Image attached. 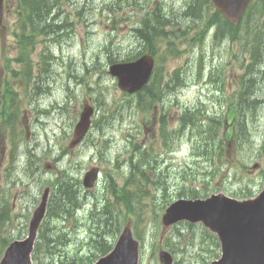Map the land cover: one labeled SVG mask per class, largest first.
Masks as SVG:
<instances>
[{
	"label": "rangeland",
	"instance_id": "1",
	"mask_svg": "<svg viewBox=\"0 0 264 264\" xmlns=\"http://www.w3.org/2000/svg\"><path fill=\"white\" fill-rule=\"evenodd\" d=\"M187 1L70 0L61 7V22L65 26L60 29V35L49 41H46V36L40 38L44 42H39L31 54V66L17 61L20 43L13 31L17 30L15 20L17 22L18 15L11 20L5 19V27L0 31V97L8 82L17 102L14 108L20 106L13 130L5 128L2 126L0 100V191L3 194L5 190L4 194L10 198L12 220L7 230L11 231V236L24 237L27 234L29 219L44 190L60 181L62 174L80 182L89 168L98 166L102 170L101 178L94 189L88 192L80 190V202L85 205L76 211L75 217L52 220L53 225L59 226L53 231V237H60L59 241L63 242L64 256L76 252L79 246L86 251L100 253L96 244L87 246L90 239L87 226L96 221L94 230H98V226L105 227V222H108L109 229L105 230L108 232L107 241L112 244L122 230H134L136 226L144 238L141 264L142 260L143 264H164L160 253L165 250L173 254V264H211L218 247L215 240L204 232L203 226L188 222L165 225L162 217L170 203L179 199L183 192L184 198H192L196 190L201 197L218 192L244 197L250 192L257 194L260 191L264 180V150L261 146L264 112L262 107L254 109L255 116L251 115L248 121L252 144L245 138L240 139L242 125L232 119L233 115L227 118L229 110L225 102L236 89L237 77L243 72L233 56V53H241L242 47L237 41L228 40L217 46L213 41V31L202 44L193 41L197 30H193L192 20L186 22L190 9L182 7ZM159 9L162 14H158ZM181 9H184L183 17ZM148 10L154 24L161 22L156 32L158 36L151 44H146L157 47L154 55L159 58L158 67L148 90L128 94L109 74L108 60L117 53L124 57L141 52L142 44L135 35L138 32L134 26L143 20ZM260 20L264 22V15ZM163 23L166 25L162 26ZM250 25L254 27L256 22L250 21ZM182 26L187 28V32L179 35ZM240 39L244 44L243 33ZM174 41L180 45V50H185L183 54L172 51ZM200 49L207 53L208 68L204 79L210 68L225 65L223 92L216 93L218 89L213 85L198 84ZM49 50L53 52L50 56ZM7 58L10 66H6ZM27 70H30V76L26 75ZM258 71L261 72L255 93L260 101H264V70L259 67L255 74ZM180 72L184 73L187 86L171 92ZM150 91L163 95L154 100L148 94ZM170 98H174V102H170ZM84 101L96 108L93 126L84 140L69 150L68 144ZM202 101L207 105H202ZM145 104L146 109H143ZM166 106L172 109L167 114L163 112ZM196 107L209 114L214 112L220 120L216 122L223 127L219 132L218 149L220 152L226 150L222 159L210 141L205 145L208 153L202 162H194L195 147H204L201 136L197 141L193 137L183 139L181 144L174 142L173 130L180 126L178 115ZM258 113V119L254 121ZM163 118L168 122L162 125ZM23 135L25 139L20 138ZM13 137L17 139L18 153L8 172V181L5 171L10 168V157L14 154ZM166 142L174 144L173 152H165ZM146 148L161 152V167L147 172L146 177L137 173L133 175L135 183H127L132 174L131 159L138 161V156L146 152ZM26 149H30L34 157L29 164ZM49 163L51 166L47 167ZM126 187L129 189L125 190ZM61 188L55 198H60ZM77 191L76 187L71 189L73 196ZM122 192L139 195L135 200V214H129L124 205L119 204ZM96 203L98 212L95 211ZM106 208H109L108 212L115 209L120 212L115 217L117 224L111 216H106ZM90 260L85 259L87 262Z\"/></svg>",
	"mask_w": 264,
	"mask_h": 264
},
{
	"label": "water",
	"instance_id": "2",
	"mask_svg": "<svg viewBox=\"0 0 264 264\" xmlns=\"http://www.w3.org/2000/svg\"><path fill=\"white\" fill-rule=\"evenodd\" d=\"M213 1L232 22L237 23L250 0ZM2 19L3 0H0V25ZM153 65V58L146 55L133 63L113 65L111 72L119 76L122 88L134 91L148 81ZM86 131V124H79L71 146L78 143ZM96 175V169L89 172L85 184L92 185ZM185 218L192 221L202 220L219 233L223 256L214 264H264V192L257 199L246 201H237L224 195H215L206 200H178L168 208L165 215L167 223ZM15 244L9 249L3 264L28 262L22 256L23 244ZM131 246L128 237H123L118 246V249H124L122 255L119 256L116 251L98 264H134ZM163 258L166 264H170L167 254H163Z\"/></svg>",
	"mask_w": 264,
	"mask_h": 264
},
{
	"label": "trees",
	"instance_id": "3",
	"mask_svg": "<svg viewBox=\"0 0 264 264\" xmlns=\"http://www.w3.org/2000/svg\"><path fill=\"white\" fill-rule=\"evenodd\" d=\"M19 2V7L21 9L22 19V31L25 33L26 39H28V44L34 36L38 37L42 34L48 35V32H51L50 34H57L61 28L65 26L61 22V19L59 18L60 14L59 11L55 13L53 17H50L53 10H55L56 7L60 8V1L59 0H17ZM260 2H264V0H260ZM254 7V5L252 6ZM255 12L254 14H256ZM260 13H264V8ZM252 15V14H251ZM67 23V22H66ZM161 22L158 21L157 25H159ZM166 24L163 23L162 26H165ZM58 29V30H56ZM155 29V28H154ZM158 31V30H157ZM156 31V32H157ZM260 33H254L252 35V41L258 37L261 34H264V28L260 30ZM158 34H154V37H157ZM153 41L151 29L148 31L146 28V44H151ZM261 39H257V42L252 45V48L250 50V55L254 59H260L261 58V51L264 49V38L263 43H260ZM23 50H28V45H26ZM264 52V50H263ZM53 54V53H52ZM51 54H49L50 56ZM264 58V54H263ZM50 60V59H49ZM264 61L262 60V63ZM261 71H258L256 74L253 71L250 75L249 83L247 84L248 88V98L250 100L254 101H260L258 97H256L255 88L259 84V73ZM261 102V101H260ZM245 106L248 107V103L245 104ZM254 113L245 112V116L247 121L250 120V116ZM255 116V114H254ZM246 132V127H245ZM219 133V126L216 124L215 121H211L205 126V129H202L201 134L202 138L204 139V147L205 145H208L210 141L211 143L214 142L215 136H217ZM214 149L215 147L212 146ZM218 148V147H217ZM64 194H61L60 198H55L52 210L54 212H61L65 206L66 209H69V207L72 205V203L76 200V194L73 196L71 189L68 190V188L65 189ZM199 191L196 190L195 196L199 195ZM48 241H52L51 239H48ZM2 247V243L0 242V248Z\"/></svg>",
	"mask_w": 264,
	"mask_h": 264
},
{
	"label": "bare ground",
	"instance_id": "4",
	"mask_svg": "<svg viewBox=\"0 0 264 264\" xmlns=\"http://www.w3.org/2000/svg\"><path fill=\"white\" fill-rule=\"evenodd\" d=\"M64 41V40H63Z\"/></svg>",
	"mask_w": 264,
	"mask_h": 264
}]
</instances>
